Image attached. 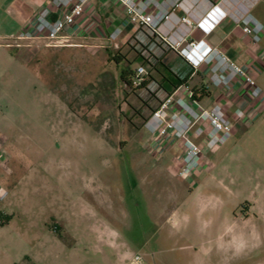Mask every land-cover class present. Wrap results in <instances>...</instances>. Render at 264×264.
Listing matches in <instances>:
<instances>
[{"label": "rangeland", "instance_id": "rangeland-1", "mask_svg": "<svg viewBox=\"0 0 264 264\" xmlns=\"http://www.w3.org/2000/svg\"><path fill=\"white\" fill-rule=\"evenodd\" d=\"M139 30L128 29L118 47L97 44L61 59L58 50L45 60L13 59L0 48V138L9 157L0 264H119L136 252L156 264H264V122L211 151L201 145L210 154L202 171L173 173L183 148L160 152L146 129L169 95L154 81L161 76ZM150 52L164 55L156 46ZM117 53L146 68L143 88L127 92ZM175 57L168 64L191 74L192 90L214 91L206 70ZM214 101L201 104L211 109ZM174 209L177 224L166 226ZM168 227L174 234L162 239ZM154 232L160 240L149 245Z\"/></svg>", "mask_w": 264, "mask_h": 264}, {"label": "built area", "instance_id": "built-area-1", "mask_svg": "<svg viewBox=\"0 0 264 264\" xmlns=\"http://www.w3.org/2000/svg\"><path fill=\"white\" fill-rule=\"evenodd\" d=\"M90 1L51 0L31 26L20 33L18 39H58L85 16ZM116 1L124 10L127 24L138 25L155 37L156 41L175 51L194 71L207 68L211 87L231 95L238 83H242L248 105L252 108L263 105L264 90L254 75L237 65L217 47L204 39L193 37L200 28L207 33L217 32L224 20L231 19L254 44H259L264 33V24L253 15L249 5H246L245 1L249 0ZM250 3L253 4L252 1ZM180 9L184 10L183 16L177 15ZM125 30L126 25L120 24L110 33L109 40L115 47H118V40ZM147 74L144 66L139 67L135 85L140 86ZM247 117L248 113L243 107L232 109L217 103L213 108L206 109L201 102L195 100L190 86H182L160 102L147 121L146 129L155 136L160 152L175 144L181 145L184 153L181 163L173 164V173L188 176L203 170L201 145L208 151L225 145L234 135L235 124ZM1 142L0 139V171L8 168L7 156L1 148ZM6 193L0 185L2 199ZM126 264L148 263L142 253L136 252Z\"/></svg>", "mask_w": 264, "mask_h": 264}, {"label": "crops", "instance_id": "crops-1", "mask_svg": "<svg viewBox=\"0 0 264 264\" xmlns=\"http://www.w3.org/2000/svg\"><path fill=\"white\" fill-rule=\"evenodd\" d=\"M251 1L253 4L250 3ZM50 2L51 0H0V48L5 47L8 49L12 54L13 59H18L19 55L24 57L37 54L38 56H41L40 59L43 60L46 54H50L51 51L55 50L60 52V59L63 53L77 56V52L80 50L79 48H85L93 52L96 48L95 45L97 44H112L109 40V35L116 26L125 24L126 30L124 33L135 26L134 24L126 23L124 10L121 4L116 0H91L85 16L80 19L70 31L62 34L58 39H18L20 33L31 26L41 10L48 6ZM245 3L251 8L253 15L255 12L258 18L261 17L264 19V0H249L245 1ZM184 14L183 9L177 11L178 16H183ZM261 22L264 24V21ZM139 31H143L148 41L151 42L148 36L149 34L145 30L140 28ZM193 37L195 39H204L210 45L220 49L237 65L245 68L251 75H254L257 83L264 90V33L261 42L259 44H254L251 41V38L242 31L241 27L236 26L231 19H226L222 22L217 32L207 33L200 28L195 31ZM136 40L141 44L146 45L144 39H138L136 37ZM150 45V48L156 46L161 49L158 45L162 44L156 41V43L151 42ZM162 48L165 49V46L162 45ZM165 50L168 51L167 55L171 53L176 56L175 62L179 63V66L181 65V62L190 66L176 52H169L168 48ZM205 70L208 72L207 68H201L199 71ZM186 73L187 72L184 71L180 75L186 76ZM210 99H214V103H222L229 108L232 107V109L237 107H243L246 109L248 117L242 121H238L234 127V134L239 139L248 135L255 126L259 124L261 125L263 124L262 122H264V103L262 106L258 105V108H256V106L253 108L250 107L246 98H244L242 83H238L234 93L231 95L224 93L220 89L214 88V91L212 90L211 98L206 100ZM243 130L244 133L242 132ZM0 139L2 141V138ZM1 148L2 150L4 148L3 142H1ZM4 153L9 161L8 155L5 151ZM204 157L205 161L209 162L207 155ZM7 169L0 171V185L1 181H4L5 178V173L2 171L5 172ZM200 185V183L195 184L193 187L196 189L199 188ZM176 214L177 209H174L167 217L166 226L172 224V227H175L177 224ZM169 228L171 229V227H168V230L166 229L165 233H163L162 239L164 238L167 240L168 238L169 240L174 234L172 229L169 230ZM157 232H159V230ZM157 232H154L151 236L152 241H149V245L150 243L152 244V242L160 240L159 233L157 234ZM149 245L147 244V246ZM137 250L143 251V248H138ZM130 257L129 253L125 254L123 257L121 256L119 264H126ZM145 258L147 263L156 264L148 259L146 255Z\"/></svg>", "mask_w": 264, "mask_h": 264}, {"label": "trees", "instance_id": "trees-1", "mask_svg": "<svg viewBox=\"0 0 264 264\" xmlns=\"http://www.w3.org/2000/svg\"><path fill=\"white\" fill-rule=\"evenodd\" d=\"M148 36H149L151 42L156 43L155 37H152L150 34ZM139 44L145 49V51L147 53L152 55L154 60H156V64L151 63L150 61L149 62H150V64L154 65V69L160 74L161 81H157V80H154V81L161 88V90H163L167 95H171L172 92L175 89H178L179 87L190 86L191 77H192L191 74L183 76V75L176 73L173 70V68L168 64V62H167L168 51L165 50L164 48H162V45H158L162 49V51L164 52V55H162V58H160L158 56H155L153 52H150V49L148 46L143 45L141 43H139ZM169 52H175V51L169 50ZM138 54H139L140 58H144L147 61V59L144 57V55L141 52H139ZM112 60L117 65L122 66V68L120 69L121 81L125 85L127 92L139 90L146 85V82L142 83L140 86L135 85V77H136V73H137L138 69H136V70L133 69V67H132L134 64L133 62L129 61L124 56H119V53L113 55ZM157 65L162 66L166 73H163L157 67ZM193 92H194L195 100H197L198 102H201V103L204 100L211 98V96H212V91L204 85L194 87Z\"/></svg>", "mask_w": 264, "mask_h": 264}]
</instances>
